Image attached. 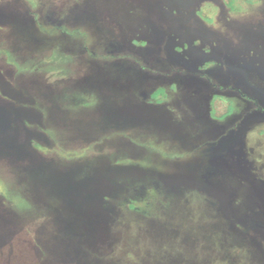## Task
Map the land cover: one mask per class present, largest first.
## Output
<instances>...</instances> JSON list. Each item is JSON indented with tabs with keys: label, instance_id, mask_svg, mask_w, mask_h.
I'll use <instances>...</instances> for the list:
<instances>
[{
	"label": "rangeland",
	"instance_id": "rangeland-1",
	"mask_svg": "<svg viewBox=\"0 0 264 264\" xmlns=\"http://www.w3.org/2000/svg\"><path fill=\"white\" fill-rule=\"evenodd\" d=\"M0 264H264V0H0Z\"/></svg>",
	"mask_w": 264,
	"mask_h": 264
},
{
	"label": "trees",
	"instance_id": "trees-1",
	"mask_svg": "<svg viewBox=\"0 0 264 264\" xmlns=\"http://www.w3.org/2000/svg\"><path fill=\"white\" fill-rule=\"evenodd\" d=\"M232 1L234 0H226L228 4H231ZM162 90L161 89L159 90L160 94L162 93ZM211 107H212V116L217 120L225 119L233 112V102L229 98L222 95L214 96L211 102Z\"/></svg>",
	"mask_w": 264,
	"mask_h": 264
}]
</instances>
